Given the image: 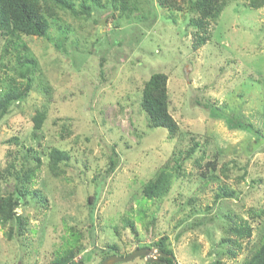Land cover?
<instances>
[{
	"label": "rangeland",
	"instance_id": "obj_1",
	"mask_svg": "<svg viewBox=\"0 0 264 264\" xmlns=\"http://www.w3.org/2000/svg\"><path fill=\"white\" fill-rule=\"evenodd\" d=\"M65 20L71 29L65 40L56 23L47 38H23L37 71L28 97L0 121V168L9 148L22 159V148L4 144L17 137L41 158L32 189L46 199L20 201L22 238L8 239L10 224L0 226V264H51L75 244L70 228L81 237L74 261L84 264H99L107 246L125 256L164 235L178 264L248 259L264 233V9L231 1L197 49L188 15L170 13L157 0H143L129 20L106 21L102 11L86 23ZM154 73L167 76L169 112L178 125L172 139L148 128L140 108L143 83ZM39 110L46 117L33 137ZM194 140L200 146L182 162L185 177L173 179L162 200L144 199V183L174 153L185 156ZM52 148L70 156L57 177L48 168ZM12 184H1L0 193ZM223 189L231 195L222 196ZM240 218L252 234L231 258L223 229Z\"/></svg>",
	"mask_w": 264,
	"mask_h": 264
},
{
	"label": "trees",
	"instance_id": "obj_2",
	"mask_svg": "<svg viewBox=\"0 0 264 264\" xmlns=\"http://www.w3.org/2000/svg\"><path fill=\"white\" fill-rule=\"evenodd\" d=\"M143 0H0V39L2 42L0 59V121L9 113L12 106L25 100L31 90L33 74L37 71L38 62L29 48L23 42V38H47L51 23L58 24V30L63 35V40L69 35L70 25L65 17L74 22L86 23L93 17V12L102 11L105 19L123 18L129 20L132 13L140 8ZM158 4L170 13H185L188 15V25L193 29V48L197 49L210 39L212 22H216L224 8L234 0H157ZM250 9H264V0H242ZM64 17V19H62ZM61 21V22H60ZM60 22L62 24H59ZM65 22V23H64ZM167 76L163 73H154L143 83L140 96V108L145 113L147 127L151 129H164L168 139L174 138L178 132V125L169 112V98L167 92ZM46 114L39 110L32 117L33 137L34 133L41 130ZM240 128L252 130L257 139L263 135L258 130L252 129L250 124H239ZM64 131L69 133L68 129ZM19 139L10 137L4 142L9 146H18L23 149L22 159L17 157V152L9 148L6 151L5 165L0 168V186L3 183L12 182V190L5 194L0 193V226L9 225L7 238H22L26 231V221L15 210L26 197H35L39 203L46 204V199L32 189L36 177V171L42 162L37 152L31 147L18 144ZM200 144L194 143L185 151L174 153L172 161L165 162L147 182L144 183L142 196L146 200H162L171 187L173 179L185 177L182 171V162L189 158ZM205 152H202V160ZM110 158L106 174L114 171L116 160ZM68 152L52 148L47 153L48 168L54 176H59L60 164L68 161ZM197 163V161H196ZM204 175L201 174V178ZM35 183V182H34ZM224 197H229L230 192H223ZM89 196L87 201L91 203ZM94 203V202H93ZM43 204V205H44ZM91 211V210H90ZM264 214V210L261 212ZM230 218V216H226ZM126 224L135 232L131 220ZM71 242L75 244L62 255L55 257L51 264H84L83 261H74L76 253L82 248L79 246L80 235L70 228ZM252 228L242 218L229 222L223 229L221 244H227V256L234 258L235 249L241 248V241L249 239ZM167 236H162L151 245L137 246L135 249L155 247L158 251L173 255L168 248ZM110 255H121L115 245L107 246L100 262ZM163 262L171 264L168 258L158 257ZM144 259V258H141ZM99 262V263H100ZM241 264H264V233L259 238L258 244L251 252L248 259Z\"/></svg>",
	"mask_w": 264,
	"mask_h": 264
},
{
	"label": "water",
	"instance_id": "obj_3",
	"mask_svg": "<svg viewBox=\"0 0 264 264\" xmlns=\"http://www.w3.org/2000/svg\"><path fill=\"white\" fill-rule=\"evenodd\" d=\"M158 257L168 258L171 260V264H178L173 255H168L160 251H155L152 248H139L130 252L125 256L110 255L102 260L99 264H116L127 263L136 258H144L146 263H160L161 260Z\"/></svg>",
	"mask_w": 264,
	"mask_h": 264
},
{
	"label": "flooded vegetation",
	"instance_id": "obj_4",
	"mask_svg": "<svg viewBox=\"0 0 264 264\" xmlns=\"http://www.w3.org/2000/svg\"><path fill=\"white\" fill-rule=\"evenodd\" d=\"M160 263H163V264H164V263H165V264H169V263H167V262H163L162 260H161V262H160Z\"/></svg>",
	"mask_w": 264,
	"mask_h": 264
}]
</instances>
